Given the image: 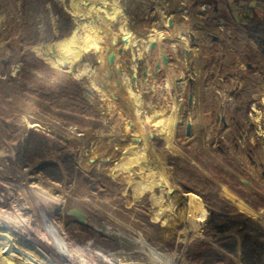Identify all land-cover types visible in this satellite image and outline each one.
I'll return each instance as SVG.
<instances>
[{"label":"rangeland","instance_id":"rangeland-1","mask_svg":"<svg viewBox=\"0 0 264 264\" xmlns=\"http://www.w3.org/2000/svg\"><path fill=\"white\" fill-rule=\"evenodd\" d=\"M24 1L21 14L20 0H0V133L4 134L0 137V210L7 215L5 221L0 220V250H6L5 246L11 244V248L3 253V256L13 259L17 264H30L28 254H34L41 259L44 258L45 252L53 254L50 246L44 242L46 230L41 223L40 209L49 214L66 244L81 249L83 259L90 264L96 262L102 264L94 260V255L98 252L103 254L102 259L105 260L104 254L108 251V245L100 234L106 232H113L119 238L133 240L138 244L140 243L137 240L144 239L168 254L172 264H187L186 258L191 250L199 251L204 256L216 253L221 246L205 254L196 248L195 238L189 236L181 220V212L194 202L191 197L194 193L180 191L169 167H166V174L167 188L170 191L167 192V188L163 189L159 185L152 186L140 199L135 200V192L131 189L135 180L156 175L147 165V151L144 149L143 155L137 156V152L142 150V138L148 136L147 134L118 133L119 128L113 129L116 120L111 115L107 116V110L102 104L99 107L102 116L106 117L105 119L103 117L105 123L100 127L93 128L89 124L79 128L65 126L56 118L55 109L48 110L44 106L46 103H43V99L35 92H17L9 79V76L13 77L18 69L19 51L29 47L35 33L39 35L41 41L29 49L54 69L66 71L77 80L81 79L79 74L81 62L73 60L65 65H56L39 55L34 47L50 50L59 57L71 58V55L56 48L58 39L44 41L47 34L43 33V8L48 10L49 21L52 23L55 21L51 2L63 4L69 11L71 16L69 34L71 30L72 33L74 31L77 44L85 39L95 44V48L79 54L85 55L81 56L82 60L89 59L90 62L91 59V63L94 64L100 55L108 59L116 54L118 49L124 46V40L128 39L135 43L136 47L127 50L126 55L129 58L134 57L132 62L135 64L139 53L150 50L152 44H149V41H154L156 46L154 48H157L164 47L169 40L167 37L163 39L156 31L158 23L154 20L157 18L155 16L157 8L150 7L157 3L156 0ZM236 2L191 0L189 4L188 0H184L181 5V9L186 8L185 13L192 14L193 25L188 28L189 31L183 33L182 39L177 43L184 87L181 111L185 113L188 109L187 104L190 105L186 112L190 135L182 144L180 143L182 150H177L179 151L177 154L189 159L186 153L187 146L204 147L212 163L231 172L225 162L209 149V145H215L221 139L225 152L242 163L258 183L261 191L253 187L246 178H240L239 186L243 191L239 200L229 199L215 192L220 204L217 209L212 207V223L229 231L225 236L237 238L238 252L243 253L240 247L243 238L232 230L233 226L239 225L252 235L259 229L264 231V69L254 73V83L240 79V74L246 69L240 61L241 53L245 48L253 49L242 27L253 12L264 16V6L253 0L246 3ZM110 9L115 11L113 17L108 14ZM160 24H164L165 27L167 25L163 22ZM183 29L185 30V27ZM137 35L140 36L139 40L135 39ZM211 35L221 39L222 45L215 52L216 58L211 70H207L206 61L212 53L208 48ZM131 52L134 55H131ZM233 57L237 58L235 63L231 61ZM75 61H79L78 58ZM125 62L128 63V60ZM133 69L128 71L130 81L127 80L125 87L131 88L132 95L146 97L149 87L143 80L145 71L143 60ZM186 85H189V90L185 89ZM86 88L92 91L87 84ZM207 98L214 99L211 118L204 116ZM24 123L59 133L71 140V146L66 148L72 149L78 158L77 170L81 179L79 186L70 192H62L51 182V172L48 169L45 168L41 172L34 170L29 160H40L42 157H31L27 152V145L19 138ZM127 124L128 121H125L124 125ZM80 133L84 135L80 136ZM103 138L106 139L101 142ZM23 151L29 159L23 157ZM124 157H127L129 165L121 162ZM94 166L107 173L112 180L124 184L122 194L125 196V208H131L147 196L151 221L159 222L161 225L158 234H153L137 212H127L109 197L94 198L83 193L82 173H88ZM114 192L116 188L110 185L108 195L111 197L110 194ZM152 194L163 195L161 205L153 203ZM200 195L205 199L202 194ZM38 198L40 202L36 201ZM18 207L25 209L21 210ZM161 207L164 211L157 218L156 210ZM219 214L232 217L236 224L220 218ZM223 225L229 228H224ZM173 239L175 245L181 243V247L173 252L164 251L162 246ZM126 251L131 264H145L133 243L126 245ZM240 255L236 258L237 264H245L241 261ZM72 263L83 264V261L78 258Z\"/></svg>","mask_w":264,"mask_h":264},{"label":"trees","instance_id":"trees-1","mask_svg":"<svg viewBox=\"0 0 264 264\" xmlns=\"http://www.w3.org/2000/svg\"><path fill=\"white\" fill-rule=\"evenodd\" d=\"M254 1L264 6V0ZM24 4L25 1L20 0L19 8L21 14H23ZM51 10L55 16L54 23L49 21L48 10L43 8V33L47 34L44 41L67 36L71 28L70 13L63 4L51 2ZM242 28L246 38L251 42L253 49L245 48L241 53L240 61L246 66V69L240 75V78L254 83V73L259 69H264V16L253 12L251 18L244 23ZM39 41L41 39L35 33L34 39L30 42L29 47ZM209 41L210 45H208V48L212 50V53L206 63L208 67H211L216 58L215 52L222 45V40L211 35ZM29 47L22 48L17 55V63H19V66L15 75L13 77L9 76V79L12 81L11 86L17 89V92H35L43 99V103H46L44 106L48 110L55 109L56 118L65 126H76L77 128L84 124L92 125L93 128L100 126L102 122V113L99 107L100 101L94 90L90 91L86 88L87 81L85 77L77 80L71 77L70 73L66 71L54 69L31 51ZM236 60L237 58L233 57L231 61L235 63ZM187 106L189 107L188 104ZM208 117L211 118L210 115ZM185 121L187 122V118H185ZM186 132L187 123L185 127L179 130L181 139L186 136ZM82 135L84 133H80V136ZM19 138L27 145V152L33 158L42 157L41 154L43 152H40L42 146H51L56 151H62L66 147L71 146V140L59 133L50 132L35 126H28L26 123L23 124L22 133ZM152 140L157 147L161 148L164 144V140L157 135ZM223 146V141L220 139L217 144L209 145V149L225 162L231 172L212 163L208 159L204 148L200 146H190L187 148V152L197 164L201 166H215L236 185H240V178H246L253 187L261 191L258 183L249 174L248 169L236 158L225 152ZM165 153L166 163L172 167L173 176L176 178L175 183L180 191L183 193H200L217 209L220 201L215 197L214 191L200 180L198 166L182 157L172 155L168 151ZM82 176V191L85 195L104 199L109 197L113 202L120 204L127 212H137L141 220L153 234L156 235L161 231L160 223L151 221L147 196L128 209L124 206L125 196L122 194L124 184L112 180L107 173L97 169L95 166L88 173H82ZM110 185L116 188V192L110 194L111 197L108 195ZM218 216L235 223L233 218L228 215L223 216L219 214ZM224 228L229 227L224 226ZM233 228L232 230L236 234L245 240L248 239L251 241V253L254 263L264 264V231L259 229L252 235L239 225L236 227L233 226ZM237 245L238 239L227 235L222 241L221 248L216 253L204 256L199 251L191 250L186 258L187 264H237ZM180 247L181 243L175 245V240L173 239L164 244L162 249L167 252H173Z\"/></svg>","mask_w":264,"mask_h":264},{"label":"crops","instance_id":"crops-1","mask_svg":"<svg viewBox=\"0 0 264 264\" xmlns=\"http://www.w3.org/2000/svg\"><path fill=\"white\" fill-rule=\"evenodd\" d=\"M235 1H237L236 3L247 2L244 0ZM156 2L157 3L150 5L151 8H157V14L155 15L157 18L154 20L158 23L156 31L163 36V39L166 37L169 39L167 45L154 48L156 47L153 43L154 41H149V44H152L150 50H144L141 54L137 51L136 53H139V55L136 57L137 63L135 64L132 62V59L135 58H129L126 55L128 53L127 50H132L133 47H136L135 43L129 40H124V46L118 49V52L112 56L111 61L104 55H100L97 61L92 64L91 59L90 62L89 59L82 60V57L85 56L83 54L77 57L79 61H75L76 59L71 60H74V62H81L79 63V65L81 64L80 77H85L87 86L96 92L100 104L107 110V116L111 115L116 120L113 129L119 128L120 132L118 133L121 134L135 133L148 135L142 138L146 142L144 149L147 151V165L151 167L156 175L153 174L149 177L138 178L135 181H151L152 177L155 179L159 177L162 172L167 177L166 167L170 169H172V167L166 163L165 152L168 151L171 153L172 151L173 153L171 154L176 155L177 152L182 150L180 143L182 144L185 138L190 135V131L183 139H181L179 135V130L185 127L187 123L185 118L188 120L186 112L190 108V105L188 103L189 107L187 106L188 109L185 113L181 111V100L184 87L181 80L180 59L178 56L179 48L177 47V43L182 39L183 33L189 31L188 28L193 25V16L191 13H185V7L181 9L184 0H156ZM188 3L190 4L191 0H188ZM153 12L156 11L153 10ZM149 15L150 14H148V16ZM162 22L167 23L166 27L163 26L164 24H160ZM183 27H185V30ZM135 37V39L139 40L140 36L137 35ZM131 55H134V53L131 52ZM91 56L93 57L94 54ZM162 56H165L166 62L162 60ZM125 60H128V63L125 62ZM142 60L145 69L143 80L149 87V93L146 97L132 95L131 88L125 87L127 80L130 81L128 71H133V67H135V65L138 66V63ZM211 67H208L206 63L207 70H211ZM185 89L189 90V85H186ZM215 96L219 99L216 94ZM213 105L214 99L207 98V102L204 106L205 117L209 118L208 115L211 117L210 113L213 111ZM103 117L104 115L102 116L101 124L105 123ZM125 121H128L127 125H124ZM155 135L164 140V144L161 148L157 147L152 140ZM105 139L106 138H103L101 142ZM188 147L190 146L186 147V153L189 159L182 158L196 164L199 171H201L203 166L197 164L188 154ZM176 156L179 155L177 154ZM179 157H181V155ZM121 162L127 165L130 164L128 163L127 157H124ZM200 180L203 181L201 178ZM203 182L206 183L205 181ZM133 185L134 184H132L131 189H133ZM210 188L214 193L216 192L212 187ZM147 190H149V188L145 189L141 194L136 195L135 200L140 199Z\"/></svg>","mask_w":264,"mask_h":264},{"label":"bare ground","instance_id":"bare-ground-1","mask_svg":"<svg viewBox=\"0 0 264 264\" xmlns=\"http://www.w3.org/2000/svg\"><path fill=\"white\" fill-rule=\"evenodd\" d=\"M115 11L112 9L108 11L110 17L114 16ZM126 37V36H125ZM76 35L74 31L61 39L56 40V48L60 51L71 55V58L59 57L50 50L43 49L39 46H34L39 55H42L51 63L56 65L68 64L72 59H76L83 51H89L95 48V44L90 40H83L82 43H76ZM128 40V39H127ZM3 133H0V137H3ZM142 150L137 152V156L141 157L144 152L146 142H142ZM42 159L29 160L32 163L34 170L43 171L45 168L51 172V182L57 185L62 192H70L73 188L80 185L81 179L78 174V158L75 152L66 148L62 151H56L51 146H42L40 148ZM23 157L29 159L27 154L23 151ZM43 160V161H42ZM200 178L205 181L210 187H212L217 193H220L229 199L239 200L242 195L243 188L234 184L227 176L221 173L219 170L212 166H204L200 171ZM159 185L163 189L168 187V179L162 172L159 177L147 181H135L133 189L135 196L141 194L145 189L152 186ZM170 191V189H166ZM194 202L191 203L188 208H185L181 212V220L185 224V228L190 237H194L196 240V248L205 254H209L221 246L222 241L229 231L221 229L212 223V207L200 194H191ZM163 195L152 194L153 203L156 205L162 204ZM40 202V198L36 200ZM15 208V207H14ZM18 209H25L24 207H18ZM40 219L43 227L46 230L45 244L49 245L53 254L45 252L44 258H38L34 254H28L27 259L30 264H73V260L77 261L78 258L82 259L83 264H90L83 259V251L79 248L71 247L66 244V241L60 234L57 227L52 222L49 214L44 209H40ZM164 211V208L156 210L157 218ZM7 215L4 211L0 210V220L5 221ZM107 242L108 251L104 254L105 260L102 259L103 254L98 252L94 255V260L105 264H131L127 256L126 245L133 243L135 245L136 252L145 262V264H172L168 254L160 251L156 247L149 244L144 239L137 240L140 244L133 240L122 239L114 235L113 232H106L100 234ZM6 236L9 237L8 234ZM1 247V242H0ZM6 250H0V264H17L13 259L3 256V253L7 252L11 248V244L5 246ZM242 247L243 253L238 252L240 259L245 264H255L253 261L251 249L252 243L248 239H243ZM239 250V240L237 245ZM55 256V257H53ZM100 264V263H95Z\"/></svg>","mask_w":264,"mask_h":264},{"label":"water","instance_id":"water-1","mask_svg":"<svg viewBox=\"0 0 264 264\" xmlns=\"http://www.w3.org/2000/svg\"><path fill=\"white\" fill-rule=\"evenodd\" d=\"M162 59H163L164 62H166V61H165V56H162ZM109 60H110V61L112 60V56L109 58ZM189 130H190V124H189V122H188V123H187V134H189Z\"/></svg>","mask_w":264,"mask_h":264}]
</instances>
